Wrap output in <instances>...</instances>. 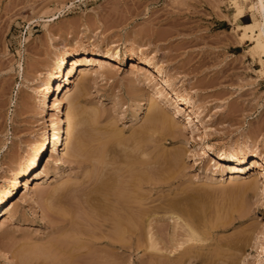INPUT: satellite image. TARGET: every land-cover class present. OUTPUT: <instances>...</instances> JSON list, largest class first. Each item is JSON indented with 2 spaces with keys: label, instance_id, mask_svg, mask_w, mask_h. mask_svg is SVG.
Listing matches in <instances>:
<instances>
[{
  "label": "rangeland",
  "instance_id": "1",
  "mask_svg": "<svg viewBox=\"0 0 264 264\" xmlns=\"http://www.w3.org/2000/svg\"><path fill=\"white\" fill-rule=\"evenodd\" d=\"M186 1L188 6L183 4ZM233 13L229 0H0V192L38 152L50 118L56 116L63 122L67 104L59 101L60 91H54L46 105L41 102L58 60L71 53L68 68L83 56L110 63L104 70L78 66L70 83V97L76 104L67 156L61 160L48 148L38 168L13 190L0 213V264H71L74 260L75 264L155 263L157 259L151 261L152 251L145 240L129 249H114L107 244L110 240L103 228L75 225V229L58 230L61 225L53 222L55 200L47 201L49 194L55 195L59 188L87 186L90 177L97 179V168L105 166L95 157L100 151L105 152L104 161L121 166L114 171L117 176L112 185L116 187H127L125 181L133 176L128 164L150 161L148 175L164 188H144L140 193H155L154 226L157 233L164 230L158 236L166 238L159 240L160 248L166 245L169 250L171 237L184 231L181 227L178 231L175 220L169 219L171 215L165 209L171 205L177 206L185 218L190 216L195 228L199 227L200 237L207 239L196 242V246L188 245L194 257L179 255L172 262L164 258L156 262L205 264L213 255L218 259L215 264H264V73L248 52L252 45L242 44L234 34ZM154 66L164 75L150 83L147 74ZM159 89L165 96L161 107L164 113L157 118L178 125V132L183 133L178 140L144 130L152 116L149 100ZM171 90L189 100L190 105H179ZM55 100L60 103L59 109L53 106ZM158 119L157 124L161 122ZM189 120L192 126L185 127ZM107 134L115 135L112 139L117 142L103 145ZM141 145H145L146 155L140 152ZM221 151L246 156L235 163L220 159ZM252 158L262 165L251 167ZM122 164L127 166L122 169ZM231 164L246 168L235 174L239 176L235 182H230L233 172L227 170ZM47 170L51 173L44 177ZM119 171L131 174L120 177ZM103 177L101 174L98 178ZM221 177V183L213 182ZM248 182H254L253 189L244 186ZM64 204V209L74 205ZM70 236L77 239L71 241ZM60 243L64 245L55 246ZM80 253L84 255L78 257Z\"/></svg>",
  "mask_w": 264,
  "mask_h": 264
},
{
  "label": "bare ground",
  "instance_id": "2",
  "mask_svg": "<svg viewBox=\"0 0 264 264\" xmlns=\"http://www.w3.org/2000/svg\"><path fill=\"white\" fill-rule=\"evenodd\" d=\"M187 2L188 1H186L184 3L182 2V3L183 4H187V6H188V3ZM221 4H222V2H221ZM229 4L231 5V8L234 9V13H233L232 21H231L234 24V34L239 38V41L242 44L245 45V44L249 43L250 45H252V47L249 48L250 50L248 49L249 50L248 52L250 53L251 58L254 61H256L261 66L260 67L261 70H259L260 68L258 70L262 74V73H264V0H229ZM187 6H186V8H187ZM189 8H190V5H189ZM189 8H187L188 9L187 11H189ZM193 9L195 10L196 8H193ZM184 11L186 12V9H184ZM189 12L192 13V11H189ZM196 12H197V10H196ZM190 19L191 18H188V20H190ZM189 24H191V23H188L187 25H189ZM225 24H226V22H225ZM231 36H233V35H231ZM229 38H232V37H229ZM203 39H204V37H203ZM230 40H232V39H230ZM223 42H225V41H223ZM232 42L234 43L235 41L232 40ZM235 43H238V42H235ZM244 45H242V46H244ZM72 57H73V54L68 53V54H64L58 60V62L56 64V67L54 69V72L47 79L46 84H45L44 89H43V92L41 94V102L43 103V105H46L47 102H50L51 101L52 94L54 93V91H56V90L57 91H60L59 96H61V99L59 101H61V103L67 104V107L65 109V113L63 114V116H64V118L62 120L63 122H61V120L59 118H57L56 116H52L50 118V123L47 126V134L45 135L44 140H42V142L40 143L38 152L34 156L31 157V159L29 160L27 166H25L23 169L20 170V172L17 174V176L12 180V183L10 184V186L7 187V188H5L4 190H2L0 192V213L5 208L6 204L9 201V199L12 197L13 190H16V188L18 186L22 185L23 178L26 177L30 172H34L38 168L39 162L41 160V157L43 156V154L46 151H48V148L51 147L52 152H56L57 155H59V157L61 156V158H60L61 160H64L66 158V156H67L66 147H67V145L69 143V139H71V137L73 136L74 126H75V117H74L75 116L74 115L75 114V112H74L75 110H74V108H75V104L76 103L70 97L71 91H72V89L70 88V83L72 82L74 76L76 75L78 66L80 67L82 65V66H86V67H95L96 69H99V70H104V69H106V68H108L110 66V63L108 61H106V60L98 59V58H93V57H89V56H83V57L77 58L75 60V62H73V64L71 65V67L68 68V61ZM147 75H148L147 76V79L151 83L157 76L164 75V71L161 68L154 66V70L153 71H149V74H147ZM160 89L149 100V102H150V104H149L150 108L148 106V108H149L148 110H149V112L151 111V115L152 116L148 117L149 124L148 125H144V126H146L144 130L147 129L146 131L147 132L150 131L149 133H151L152 131L153 132L154 131H158L159 133L162 134V136L164 135L165 138L166 137H171V139H173V140L174 139L175 140H178V139H180L181 136H183L182 135L183 133L180 132L181 133L180 134L178 132L179 131L178 128H177L178 125L175 124L174 122L170 121V120L168 121V119L167 120L166 119H163L162 117H160V119H158L159 118V115H161V114L164 113V110H163L164 108L162 109L161 107H162L163 97H165V96H164L162 90H160ZM140 90H142V89H140ZM171 91L177 97V101L179 102L178 103L179 105H182V104L183 105L184 104L185 105H190L189 100H187L186 98H183V97L178 96L177 93L175 92V90H171ZM77 98H79V97H77ZM53 106L55 108L59 109L60 103H58L55 100V101H53ZM188 107H190L189 108V111L190 112H193L195 114V117L196 118H199V116L197 115V113L195 111H193L192 107L191 106H188ZM181 110H184V107H181ZM82 112H83V110H82ZM165 115L163 117H165ZM76 117H77V115H76ZM157 119L159 121H161V122H158V124L156 123L157 122ZM78 120H77V122H78ZM146 123H148V122H146ZM191 123H192V120H189L184 125H185V127H187V126L189 127V126H192ZM155 125H157V129H155L156 128ZM153 132H152V134H153ZM108 133L110 134V132H108ZM115 134L117 136V132ZM164 136H163V138H164ZM112 137H115V135H110V136L108 135V137H106V138L104 137L105 139H103V145L109 143L110 141L112 143L115 140V139L113 140ZM142 137H143V140H144L145 137L144 136H142ZM159 138H160L159 139L160 141L163 140V138L162 139H161V137H159ZM125 140H127V139H125ZM143 140H141V141L143 142ZM150 140H151V138H150ZM82 141H84V140H82ZM95 141H97V140H95ZM115 141L117 142V140H115ZM115 141H114V143H115ZM141 141H139V142H141ZM142 142H141V144H142ZM145 143L146 144H149L147 142H145ZM145 143L143 142V144H145ZM145 145H144V148H143V145H141L142 147H140V148H142V149H140V152L142 154L145 153V155H146V152L145 151H147V149H145ZM159 145H161V144H159ZM78 146H80V145H78ZM114 146H115V144H114ZM98 147L100 148L99 145H98ZM148 147L150 148V146H148ZM107 148H109V147H107ZM160 149H162V148H160ZM81 150H79V151H81ZM99 150L100 149H98V151ZM90 151H93V150H90ZM106 151L108 152V150H106ZM162 151H164V149ZM87 152H89V151H87ZM87 152H85V153H87ZM113 152H115V151H113ZM82 153H83V150H82ZM162 153L163 152H160V155H163ZM76 154L78 155L79 153H77V151H76ZM151 154L149 156L150 157L149 159H151L152 156H155V154L152 155V156H151ZM173 155H175V154H173ZM168 156L171 157L170 155H168ZM179 156L180 155H178V157ZM245 156H246V154H237L235 152H227V151H221V152L218 153V157L220 159H223V158L231 159V160L235 161V163L236 162H241L242 161V158H244ZM80 157H82V156H80ZM95 157H97L98 161L105 162V164H104L105 166L102 165L101 166L102 167L101 169H98L97 168V170L100 171V174H98L99 171L97 173L98 174V177H99V175L101 176V174H102V177H103V175L106 177V178H104V177L102 178L103 180L105 179L104 181L102 179L99 180L98 177H97V179L91 180L92 177H90L89 180H88L90 182L88 183L87 186H80L79 185L78 187L76 186V187H73V188L72 187L71 188H68V187L67 188L66 187L65 188H59V190L61 189L60 191L58 190V192H57V190H55L57 193L54 191L56 193V194L54 193L55 195L49 194V198L47 197L48 198V199H46L47 201H50L49 199H52L53 201L55 200L54 202H52L54 204L53 207L56 208L55 209V212H54V213H56V216L55 215L53 216V222L55 224H60L61 225L58 228V230L59 229L61 230L62 228H65V229L66 228H71L73 226L75 227V225H81V227H92L93 226L94 229H96L95 226H97L100 229L101 228H103V230L105 229L104 232L106 231L105 234L107 233V238L110 240L109 243H107L109 246L113 247L114 249L120 248L122 250L123 249L132 248V247H134V244L135 243L140 244L142 241L145 240L147 242V244H148V249H150L152 251V253L149 254V256L151 258V261L153 259L154 260L157 259V260H155V263H158V264L161 263V260H158L160 258H164L165 261H171L172 259H174V258L176 259V257H179V255L182 258H183V256L186 257V255H188V254H191L192 255L194 251L192 250L193 251L192 253L189 252L190 251L189 249H191V248L188 245H190V243H192V244L194 243L195 244L196 242H202V241L205 242V241H207V239H205V237H203L205 240L200 237L198 231L196 230V228L198 226L195 228L194 224L190 221V216H189V219L185 218L184 217V214L181 213V211H180L179 208H178L179 209V212L176 211V209H177L176 207L177 206H174V208H173V205H171V207H170L171 209L168 208V209H165V211L167 212V214L170 213L169 215H171V216H170L169 219H172L173 221L175 220V224H176V227L175 228H177V230H178V228L181 227V228H184V231L181 234H178V233L175 232L176 234L171 237L169 243L172 242V243H170L172 245H171V248L169 250H168V248H165L166 247L165 244H164L165 247L163 246V248H160L158 246V245H160L159 244L160 243L159 240H162L163 238L161 237L162 235L160 236L161 238L158 235L161 234L159 232H161V231L164 232V230H161V231H159L157 233V230L158 229H156L157 227L154 226V223L157 220V214L155 212L156 211L155 210V207L156 206H153L152 205V203H154V201H155L154 198H153V195L155 193L152 195V192L150 190L149 191L151 193L150 194L147 193L148 195H146L145 193H144V195H141V193H140V191L143 190L144 188H148V189L164 188V186H163L164 184L163 185H160V184L156 183L153 179H152L153 180L152 181L151 180L152 177L150 178V175H148V174H151L150 169L148 167L149 166L148 165L149 163H147L149 160H147V162H146V161H144L145 160L144 159L141 162L138 161V163H135V164L133 163L132 164V165H136V166H132V165L128 164L130 167L132 166V168H130V167H128V168H129L130 171L133 169L132 170V175L133 176L129 177V175L131 174V173H129L130 171H128L129 174L127 172H123L124 174L127 173L126 175H127V177H129V180H126L127 179L126 177H125L126 178L125 179L126 181L124 179L122 180V181H125V183H127V185H125L127 187H123L122 184H120V185L118 184L119 187H116V186H113L112 185L113 178L116 175V173L114 171L118 170L121 166L119 165V167H117L113 163L108 162V160H107V162L104 161L105 159H107V158H105L106 157L105 156V152H101L100 151V153L98 154V156H97V153H96V156ZM95 157H94V159H95ZM78 158H79V155H78ZM112 158H113V156H112ZM84 159H85V157H84ZM88 159H89V157H88ZM156 160H154V161H156ZM91 161H94V160L91 159ZM156 163H158V162H156ZM123 165L124 164H122V167H123ZM261 165H262V161H260L258 159H255V158H252L251 159V167H256V166H261ZM126 166H124V167H126ZM124 167L122 169H124ZM151 169H152V165H151ZM245 169L246 168H244V166H237L235 164L228 165L227 170L233 172L230 175V182L237 181V178L239 176H235V174L236 173H240V172L244 171ZM96 171H95V174H96ZM133 171H134V173H133ZM152 172H154V171H152ZM50 173L51 172L49 170L45 171L44 172V177H47ZM123 173L121 171H119V175L120 174H123ZM120 177H121V175H120ZM94 178H95V175H94ZM118 178H119V176H118ZM98 180L99 181L102 180V181L99 182ZM159 180L160 179H158V181ZM88 181H86V182H88ZM114 181H116V180H114ZM222 181H224L222 177L221 178H214L213 179V182L214 183H221ZM117 182H118V179H117ZM160 183H163V182L161 181ZM258 183L260 184V182H258ZM123 184H124V182H123ZM165 184H166V182H165ZM247 184H249V185L247 186L245 184L244 186L247 187V188H249V189H251V188L253 189L254 182L251 183L252 185L249 182ZM257 184H255V185H257ZM247 188H245V189L247 190ZM159 192H161V191H159ZM159 194H161V193H159ZM47 196H48V194H47ZM189 197H190V195H189ZM67 201H68V203H67ZM63 202L64 203L66 202L67 204H69V206H71L73 204L76 205V206L73 207L74 206L73 205L70 209L69 208L64 209V207H62V204H64ZM67 204H64L65 207L66 206L68 207ZM171 204H174V203H171ZM185 204H188V202L185 203ZM181 205L182 204H180V207L185 206V205H182V206ZM188 207H190V206H188ZM72 208H73V210H72ZM74 208H76V209H74ZM193 208H195V207H193ZM53 210H54V208H53ZM197 214H198V212H197ZM192 218H193V216L191 217V219ZM159 219H160V217H159ZM197 222H196V224H198ZM158 223L160 224V222H158ZM166 235L167 234H165V236ZM87 236H89V235H87ZM67 237L69 238V236H67ZM168 237H169V235H168ZM68 238H66V239H68ZM72 238H73V240H72ZM76 239H74V237H71L70 238L71 241H74ZM108 239H107V242H108ZM165 239L166 238H164L163 240L165 241ZM70 240H68V243L70 242ZM85 240H89V239H85ZM175 242H177V244ZM63 243H65V240L63 241ZM83 243L82 244L80 243L82 250L84 248V246H83L84 244ZM51 245H53V244H51ZM58 245H64V244H62V243L57 244V245L55 244V246H58ZM66 245H67V243H66ZM195 246H196V244H195ZM135 247L137 249V246H135ZM76 249H79V247L77 246ZM192 249H194V248H192ZM82 250H81V252H82ZM79 251H80V249L78 250V253H79ZM172 254L174 256H172ZM81 255L83 256L84 254L83 253H80L78 255V257H80ZM212 256L213 255H211V258L206 259L208 261H206L205 264H215V262H217L218 259L215 258V257H212ZM51 257H53V256H51ZM193 257H194V254H193ZM46 260L47 259H45V262H46ZM51 260H53V259L51 258ZM72 260H74V259H72ZM189 260H191L190 257H189ZM156 261H159L160 263L159 262H156ZM73 262L71 264H73ZM101 262L102 263H100V264H104L103 261H101ZM51 263L52 264H55L56 261L55 262L54 261H51ZM88 263H89V261H88ZM74 264H75V262H74ZM76 264H82V263H80V262L77 263L76 262Z\"/></svg>",
  "mask_w": 264,
  "mask_h": 264
}]
</instances>
